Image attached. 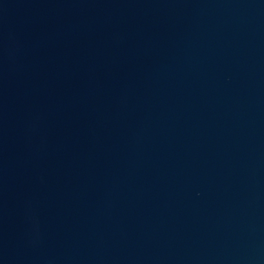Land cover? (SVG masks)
I'll return each instance as SVG.
<instances>
[{"label": "water", "instance_id": "obj_1", "mask_svg": "<svg viewBox=\"0 0 264 264\" xmlns=\"http://www.w3.org/2000/svg\"><path fill=\"white\" fill-rule=\"evenodd\" d=\"M0 264H264V0H66L0 68Z\"/></svg>", "mask_w": 264, "mask_h": 264}]
</instances>
